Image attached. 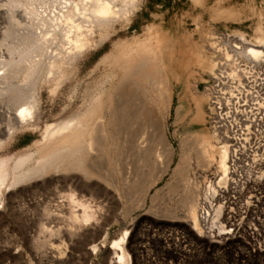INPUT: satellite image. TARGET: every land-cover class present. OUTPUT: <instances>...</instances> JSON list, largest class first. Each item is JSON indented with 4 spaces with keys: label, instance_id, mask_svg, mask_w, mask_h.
Segmentation results:
<instances>
[{
    "label": "bare ground",
    "instance_id": "bare-ground-1",
    "mask_svg": "<svg viewBox=\"0 0 264 264\" xmlns=\"http://www.w3.org/2000/svg\"><path fill=\"white\" fill-rule=\"evenodd\" d=\"M142 2L6 0L12 11L9 26L0 27V105L7 103L3 111L0 106V148L16 131L35 125L41 88L50 86L56 93L87 52L111 40L118 24L132 22ZM215 15L230 19L234 13L217 8ZM149 32L146 38L114 44L101 61L109 73L84 111L48 125L34 152L13 162L0 160V207L8 185L41 181L38 189L58 185L60 192L69 190L66 205L83 210L70 213L79 225L94 218L79 192L110 193L118 202L126 201L128 214L145 208L151 189L170 171L177 154L167 119L178 88L183 96L175 107V123L191 115L190 95L195 128L180 138L174 179L152 198L154 213H160L155 217L188 223L211 242L232 238L241 225L233 206L242 195L260 196L264 178V25L250 40L243 32L235 37L203 31L205 37L211 34L209 45L155 25ZM204 74L210 75L204 94L192 93L191 80L199 75L203 81ZM175 195L176 209L164 207ZM128 236L125 230L109 247L114 264H130ZM100 237L101 232L95 236ZM106 242L107 237L93 249Z\"/></svg>",
    "mask_w": 264,
    "mask_h": 264
},
{
    "label": "rangeland",
    "instance_id": "rangeland-1",
    "mask_svg": "<svg viewBox=\"0 0 264 264\" xmlns=\"http://www.w3.org/2000/svg\"><path fill=\"white\" fill-rule=\"evenodd\" d=\"M5 4L6 0H0V27L3 29L9 26L12 11ZM217 8L231 10L236 17L217 18ZM260 24L264 25V0H203L201 4L195 0H143L132 22L129 25L118 24V32L111 40L87 52L79 69L56 93L50 86L41 88V106L37 119L32 121L35 125L16 131L0 148V160L13 162L19 156L34 152L48 125L69 120L88 107L90 96L110 70L101 61L113 51L117 41L146 38L150 34L149 26L155 25L166 32L209 45L207 41L211 34L205 37L203 31H227L235 37L238 32H243L250 40L256 36V28ZM198 76L191 80L189 89L194 94L203 95V85L210 75L204 74L203 81L198 80ZM180 96H183V90L176 88L174 107L167 119L168 134L177 154L170 171L151 189L145 208L128 214L126 201L120 203L110 193L79 192L80 196H77L82 201L86 196L84 201L91 204L90 211L94 215L88 223L79 225L70 220V213L77 211L80 214L83 210H73L68 206L70 204L66 205L64 195L67 197L69 190L60 192L61 186L58 185L38 189L36 185L41 181L16 187L8 185L3 194L4 206L0 207V264H114V254L109 247L125 230L129 231L126 248L130 264H264V178L260 181L263 188L260 196L249 199V196L242 195L233 206V216L241 225L235 233L232 227V238L224 235V239L211 242L188 223L156 219L160 213H154L152 198L174 179V169L180 159V138L188 137L195 128L192 121L194 103L190 95L191 115L175 123V107ZM0 106L3 111L7 103ZM204 126L211 133L207 118ZM248 200L250 205L247 207ZM177 201L178 195H175L164 207L176 209ZM177 215L183 217L180 211ZM99 232L101 237L95 238ZM105 237V247L99 246L95 251L93 246Z\"/></svg>",
    "mask_w": 264,
    "mask_h": 264
}]
</instances>
